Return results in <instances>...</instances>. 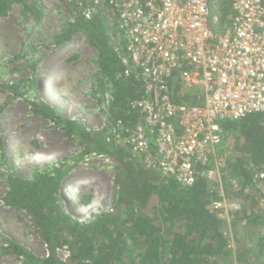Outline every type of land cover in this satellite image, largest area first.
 Returning <instances> with one entry per match:
<instances>
[{"label": "trees", "instance_id": "obj_1", "mask_svg": "<svg viewBox=\"0 0 264 264\" xmlns=\"http://www.w3.org/2000/svg\"><path fill=\"white\" fill-rule=\"evenodd\" d=\"M13 3L22 5L24 11L33 16L37 14V0H0V18L9 12ZM226 14L224 11L221 24ZM75 34H80L93 47L100 75L114 86L110 126L100 131L87 130L80 122L63 118L60 112L43 102H31L30 107L35 114L59 127L68 138H77L88 152L105 154L113 160L116 176L112 204L115 207L93 213L88 221L79 223L67 213L60 200L66 177L63 167L26 180L8 165L1 174L8 184L3 203L26 213L40 240L48 246L49 257H36L5 238L0 255L22 258L23 264H216L230 248L221 232V219L212 210V202L221 197L217 193L219 189L231 192L234 182L240 187L242 199L249 197L244 195L245 190L260 195L255 186L259 182L264 186V178L259 177L264 175V112L250 114L239 121L220 122L225 147L217 149L218 158L225 153L227 139H234V152L221 170V188L205 179L203 172L208 166L199 169L191 187L181 188L173 178H162L145 169L126 148L114 142L112 132L116 121L121 119L131 126L140 122L138 112L127 110V103L139 94L133 79L115 81L121 65L103 17L97 14L89 21L79 17L59 39L68 41ZM192 102L197 103L196 98ZM152 198L157 206L153 207L151 215L140 214ZM251 201V209L242 208V218L256 237L252 248L256 257L249 260L248 249L243 247L236 260L239 264H264V209L257 205L256 199ZM174 226L178 227L176 231ZM64 246L71 252L62 262L55 249Z\"/></svg>", "mask_w": 264, "mask_h": 264}, {"label": "built area", "instance_id": "obj_2", "mask_svg": "<svg viewBox=\"0 0 264 264\" xmlns=\"http://www.w3.org/2000/svg\"><path fill=\"white\" fill-rule=\"evenodd\" d=\"M70 1L86 21L103 17L121 65L115 81L138 86L127 110L140 122L122 130L116 121L115 144L181 188L207 166L205 179L221 188L220 122L264 112V0H215L214 13L212 0ZM212 210L239 206L221 195ZM42 248L46 259L49 248L43 242ZM55 254L62 262L70 256L67 246Z\"/></svg>", "mask_w": 264, "mask_h": 264}, {"label": "rangeland", "instance_id": "obj_3", "mask_svg": "<svg viewBox=\"0 0 264 264\" xmlns=\"http://www.w3.org/2000/svg\"><path fill=\"white\" fill-rule=\"evenodd\" d=\"M214 1L210 3L212 13ZM37 3L35 16L13 3L0 18V247L5 238L42 258V241L26 213L3 203L8 184L1 174L7 166L15 168L26 180L63 167L66 177L60 200L79 223L88 221L93 213L115 207L112 199L116 167L107 155L88 152L77 138H68L30 107L31 102H43L63 118L80 122L87 130L100 131L110 126L114 90L99 73L96 51L80 34L68 41L59 39L68 25L80 17L73 2L37 0ZM118 121L122 130L131 127L121 119ZM233 140L227 139L225 153L218 158L221 170L234 152ZM233 185L231 192L224 193L222 189L217 192L239 206V210L217 212L230 249L216 264H239L236 257L243 247L248 249L249 260L256 257L252 249L256 237L242 218V208L251 209L253 198L264 209V186L260 182L255 186L260 195L245 190L244 195L250 198L242 199L237 182ZM155 206L157 202L152 198L139 213L151 215ZM177 228L174 226L173 230ZM23 262L11 254L0 255V264Z\"/></svg>", "mask_w": 264, "mask_h": 264}]
</instances>
